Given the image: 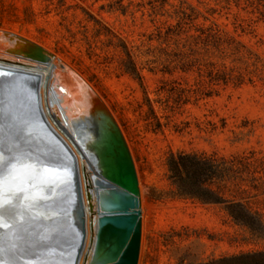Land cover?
<instances>
[{
	"label": "rangeland",
	"instance_id": "obj_1",
	"mask_svg": "<svg viewBox=\"0 0 264 264\" xmlns=\"http://www.w3.org/2000/svg\"><path fill=\"white\" fill-rule=\"evenodd\" d=\"M0 30L73 70L116 121L138 180L137 264L264 251L224 201L264 224V0H0ZM170 153L222 162L216 202L177 194Z\"/></svg>",
	"mask_w": 264,
	"mask_h": 264
},
{
	"label": "bare ground",
	"instance_id": "obj_2",
	"mask_svg": "<svg viewBox=\"0 0 264 264\" xmlns=\"http://www.w3.org/2000/svg\"><path fill=\"white\" fill-rule=\"evenodd\" d=\"M36 46L0 30V264H72L75 238L80 233L82 243L75 264H89L97 202L93 171L78 143L75 125L90 111L84 102L90 99L76 81L74 87L61 82L60 76L69 68L46 50V60L27 57ZM10 73L37 77V110L27 109L26 99L13 103L9 89L17 85L7 79ZM2 88L7 89V97H2ZM83 106L88 109L81 111ZM39 123L73 154L78 194L67 178L58 177L60 173L52 165L57 159V146L43 135L45 130ZM77 198L82 207L81 231L72 219Z\"/></svg>",
	"mask_w": 264,
	"mask_h": 264
},
{
	"label": "water",
	"instance_id": "obj_3",
	"mask_svg": "<svg viewBox=\"0 0 264 264\" xmlns=\"http://www.w3.org/2000/svg\"><path fill=\"white\" fill-rule=\"evenodd\" d=\"M43 52V48L36 46V49L26 56L43 61L46 60ZM7 75V79H11L13 85H17L16 88L9 89L10 95L14 96L13 103L17 101L20 104L26 99L29 103L26 108L34 110L37 105V77L18 73ZM67 75L69 80L72 78L80 87H84L90 99L87 102L90 111L75 125L78 143L87 156L90 170L93 171V189L97 202L96 234L89 264H137L141 211L138 180L130 151L116 121L99 96L73 70L69 69ZM58 89L63 92L60 86ZM2 93V97L9 95L4 88ZM80 109L84 111V106ZM39 126L45 130L43 135L49 136L50 140L53 139L57 146V159L52 165L56 172L60 173L58 177L67 178L73 186L72 190L78 194L73 154L46 126L42 123H39ZM75 203L76 214H73L72 219L75 220V228L81 231L83 218L80 199L77 198L74 205ZM75 239L72 264H75L79 254L82 234Z\"/></svg>",
	"mask_w": 264,
	"mask_h": 264
},
{
	"label": "trees",
	"instance_id": "obj_4",
	"mask_svg": "<svg viewBox=\"0 0 264 264\" xmlns=\"http://www.w3.org/2000/svg\"><path fill=\"white\" fill-rule=\"evenodd\" d=\"M213 156L203 154L170 153L167 159L169 178L177 194L203 202H216L211 183L222 179L224 167ZM226 209L232 219L245 227L251 234L264 238V224L259 216L247 209L242 203L225 199ZM236 208L240 209V213ZM214 262V261H213ZM219 264H264V251L250 252L220 258Z\"/></svg>",
	"mask_w": 264,
	"mask_h": 264
}]
</instances>
